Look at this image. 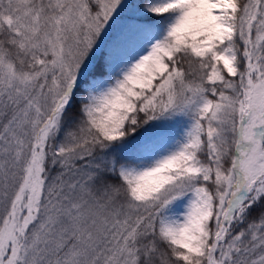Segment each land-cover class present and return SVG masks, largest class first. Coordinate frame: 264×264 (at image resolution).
I'll return each mask as SVG.
<instances>
[{
	"label": "snow or ice",
	"instance_id": "1",
	"mask_svg": "<svg viewBox=\"0 0 264 264\" xmlns=\"http://www.w3.org/2000/svg\"><path fill=\"white\" fill-rule=\"evenodd\" d=\"M0 264H264V0H0Z\"/></svg>",
	"mask_w": 264,
	"mask_h": 264
}]
</instances>
